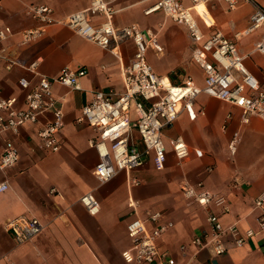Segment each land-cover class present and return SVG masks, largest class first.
<instances>
[{
	"label": "crops",
	"instance_id": "1",
	"mask_svg": "<svg viewBox=\"0 0 264 264\" xmlns=\"http://www.w3.org/2000/svg\"><path fill=\"white\" fill-rule=\"evenodd\" d=\"M104 1L115 10V26L137 23L157 35L163 51L155 53L149 49L147 60L159 76L175 84L191 77L197 85H203L202 73L191 57V41L185 27L168 19L162 11L144 14V9L156 0ZM89 2L0 0V28L8 25L14 33L0 48L8 46L18 61V65L7 69L6 62L0 59L1 96L17 95L22 100L18 79L26 76L32 83L35 81L36 77L25 66L36 59L37 70L48 77L65 66L87 71L79 79L80 89L57 82L52 85L64 120L58 151L48 152L39 147L37 126L20 127L18 136H0V153L7 139L13 140L18 151L17 162L0 170V183L6 181L9 185L0 191V264H127L121 257V251L130 246L126 224L135 215L146 217L156 211L162 213L163 221L172 223L157 238V245L178 264H264V229L257 225L262 210L254 206L255 197L264 191V120L260 117L253 115L243 124L239 107L201 93L191 111L182 110L162 130L167 152L162 170L155 169L150 154L143 165L130 172L118 171L105 183L97 180L93 171L98 154L88 143L97 132L86 123H77L76 118L82 106L91 100L93 91L117 95L123 90L122 71L134 53L133 42L120 43L115 54L62 24L48 25L42 37L26 46H19L17 34L38 24L27 13L31 4L48 5L53 15L61 18L83 9ZM257 2L264 8V0ZM182 3L191 4L189 0ZM253 9L254 3L250 1L229 9L222 1L211 0L196 7L194 15L204 32L219 29L234 39L235 32L248 26ZM103 19L98 15L92 20L97 25ZM263 37L264 26L236 39L245 65L262 83L264 54L256 51L255 45ZM50 117L48 113L40 116L38 126ZM235 131L239 140L235 154L231 155L228 143ZM132 134L142 148L137 132ZM177 136L184 139L189 150L188 158L180 164L171 149V140ZM131 178L139 183L131 185ZM183 181H202L214 195L226 198L228 212L185 199L180 189ZM52 187L57 191L51 193ZM86 193L98 202L95 214H90L80 201ZM131 200L137 201L135 209L130 206ZM209 211L218 215L223 226H234L240 234L252 228L253 236L236 246L234 238L225 234L227 249L222 255H214L211 248L196 251L191 241L208 229ZM20 215L36 217L43 229L29 241L18 244L5 229V223ZM146 225L152 228L151 223Z\"/></svg>",
	"mask_w": 264,
	"mask_h": 264
},
{
	"label": "built area",
	"instance_id": "2",
	"mask_svg": "<svg viewBox=\"0 0 264 264\" xmlns=\"http://www.w3.org/2000/svg\"><path fill=\"white\" fill-rule=\"evenodd\" d=\"M189 1L190 6H185L182 0H156L143 12L150 14L162 11L168 19L185 27L191 41L192 60L202 73V86L197 85L191 77L175 84L159 76L147 60L149 49L155 53L163 51L157 35L140 28L137 23L115 26L112 22L115 10L104 0H90L83 9L61 18L55 17L48 5L31 4L27 7L28 15L38 24L17 33L20 47L42 37L45 28L51 24L65 25L98 46L113 50L115 54H118L115 49L120 43L131 40L134 44L132 58L122 71L123 90L117 95L93 91L91 100L82 106L76 118L77 123H86L97 132L88 143L98 154L93 172L100 183L108 182L118 171L130 172L143 165L150 154L155 169L162 170L167 154L162 130L170 126L182 110L191 111L196 97L201 93L239 107L243 124L248 123L253 115L264 120V83L247 68L236 43L240 36L264 26V8L257 0H218L226 3L229 9L236 8L243 1L254 3L248 26L235 32L234 39H231L219 29L204 32L195 17L196 5L207 4L211 0ZM98 15L104 19L96 25L92 19ZM206 25L211 28L210 24ZM13 34L10 26L1 27L0 45ZM255 50L264 54V37L256 43ZM0 59L6 62L7 69L18 65L8 46L0 48ZM37 65L38 59L25 66L36 77L33 83L26 76L18 79V86L23 93L22 100L17 95H0V136H18L20 127L37 126L35 134L39 147L44 151L55 152L61 146L60 134L64 120L62 107L53 94L52 85L57 82L72 89H80L79 79L87 71L85 68L72 69L65 66L55 76L48 77L37 70ZM199 112L203 114L202 110ZM47 113L51 117L38 126L39 117ZM133 131L137 132L142 148L134 141ZM238 140L239 135L235 131L228 143L231 155L236 152ZM171 149L179 164L189 156L188 146L181 136L171 140ZM17 160L18 151L13 140H5L0 153V170L13 166ZM129 181L131 185L139 183L134 178ZM8 187L6 181L0 183V191ZM180 189L185 199L202 207L212 204L219 207L222 213L229 210L226 198L214 195L202 181H183ZM56 191L54 187L50 189L51 193ZM80 201L90 214L98 212V202L91 193L84 194ZM136 204L137 201H130L133 209ZM254 206L262 210L257 225L259 229H264V191L255 197ZM162 219V213L156 211L148 213L146 217L135 215L126 224L130 246L121 251L125 263L178 264L167 251L157 245V238L172 226L171 222ZM206 220L208 229L191 241L196 251L211 248L214 255H222L227 249L225 234L229 233L234 238L236 246H241L254 234L252 228L240 234L234 226H223L218 215L210 211ZM146 222L151 223L152 228L149 229ZM5 229L16 243L21 244L41 233L43 226L36 217L20 215L7 221ZM181 249H185V246H181Z\"/></svg>",
	"mask_w": 264,
	"mask_h": 264
},
{
	"label": "bare ground",
	"instance_id": "3",
	"mask_svg": "<svg viewBox=\"0 0 264 264\" xmlns=\"http://www.w3.org/2000/svg\"><path fill=\"white\" fill-rule=\"evenodd\" d=\"M201 5H204V4L203 3H199V4L196 5V7L201 6ZM165 80L167 81L166 78H165Z\"/></svg>",
	"mask_w": 264,
	"mask_h": 264
}]
</instances>
